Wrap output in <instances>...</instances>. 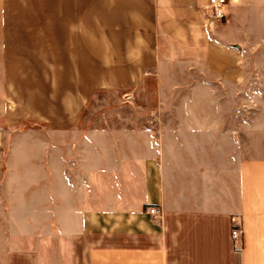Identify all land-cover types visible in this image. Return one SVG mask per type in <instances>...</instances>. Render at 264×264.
<instances>
[{
  "label": "crops",
  "instance_id": "0c3cea01",
  "mask_svg": "<svg viewBox=\"0 0 264 264\" xmlns=\"http://www.w3.org/2000/svg\"><path fill=\"white\" fill-rule=\"evenodd\" d=\"M207 2L0 0V264H264V0Z\"/></svg>",
  "mask_w": 264,
  "mask_h": 264
},
{
  "label": "rangeland",
  "instance_id": "374dc122",
  "mask_svg": "<svg viewBox=\"0 0 264 264\" xmlns=\"http://www.w3.org/2000/svg\"><path fill=\"white\" fill-rule=\"evenodd\" d=\"M172 71H174V69L173 70L171 69V71L170 70H166L164 72H165L166 76H171V73L170 72H172ZM179 72H181V71H179ZM168 73L170 75H168ZM44 78H45V82L47 84L46 85V87H47L46 90L45 91L38 92L39 96L36 97V99H33L32 100L33 103H36L37 105H41L42 103H44V99L47 97V95L50 96L52 94L51 86H50V84L52 82L58 83V85H59V88H58L59 91H58V93H59V92H61V90H64L66 88V86H67V84L69 82L68 79L70 77L58 76V79H56L57 77L46 76ZM246 83L247 82L241 83V88H244L245 85H246ZM241 100H242V105H244V104L247 105L248 97L247 98L246 97H242ZM29 103H31V99L28 98V105H29ZM249 115H251V113H249L248 111L245 112V113L243 112V120L244 119H247V117ZM11 130L12 131H18V130L20 131V130H22V131H27L29 133H37V134H39V133L49 132V125L46 124V123H40V122L36 121L33 118H28L25 121H21V122L12 124L11 125ZM1 169H2V167L0 166V178H1V175H2L1 174Z\"/></svg>",
  "mask_w": 264,
  "mask_h": 264
},
{
  "label": "built area",
  "instance_id": "2783aa9c",
  "mask_svg": "<svg viewBox=\"0 0 264 264\" xmlns=\"http://www.w3.org/2000/svg\"><path fill=\"white\" fill-rule=\"evenodd\" d=\"M227 5L228 0H208L207 5L204 7V10L207 15L206 19L209 20L210 25L211 23H215L223 19ZM149 212L152 215H156L158 214L159 210L152 207L149 209ZM242 233L243 228L237 225L233 227L231 231V237L233 241L236 242Z\"/></svg>",
  "mask_w": 264,
  "mask_h": 264
}]
</instances>
